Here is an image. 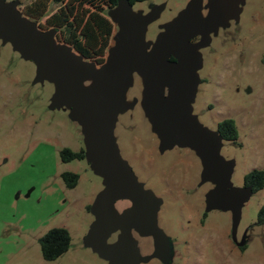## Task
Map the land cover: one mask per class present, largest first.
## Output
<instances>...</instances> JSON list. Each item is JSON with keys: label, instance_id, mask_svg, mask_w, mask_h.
<instances>
[{"label": "rangeland", "instance_id": "1", "mask_svg": "<svg viewBox=\"0 0 264 264\" xmlns=\"http://www.w3.org/2000/svg\"><path fill=\"white\" fill-rule=\"evenodd\" d=\"M7 1L21 10L31 2ZM191 1L149 0L133 6L142 15L160 13L147 27L148 50ZM201 2L204 20L209 0ZM107 15L111 18L110 11ZM114 26L115 35L119 26ZM193 37L199 39L190 42L194 49L189 55L199 58L197 73L205 80L198 86L193 113L215 131L223 119L235 120L239 143L223 141L220 154L234 163L232 187H243L247 173L264 170V0H241L235 18L209 36ZM165 54L172 55L169 50ZM36 75L34 61L0 38V264H110L87 244L95 220L91 206L105 179L88 158L61 160L60 150L80 149L85 135L72 106H52L55 81H36ZM92 82L89 77L84 85ZM145 93L144 78L134 73L114 130L122 157L159 203L161 240L155 245L152 236L132 231L142 246L140 264H264V225L256 224L264 188L243 203L235 222L231 209L208 210L207 196L216 184L205 177L203 161L192 147L161 148L142 105ZM64 171L80 174L75 188L66 186ZM115 206L122 212L132 201L118 199ZM53 227L69 230L71 246L57 260L46 261L39 239ZM117 238L118 232L108 243Z\"/></svg>", "mask_w": 264, "mask_h": 264}, {"label": "water", "instance_id": "2", "mask_svg": "<svg viewBox=\"0 0 264 264\" xmlns=\"http://www.w3.org/2000/svg\"><path fill=\"white\" fill-rule=\"evenodd\" d=\"M240 2L209 0V14L202 20V2L192 0L148 50L147 27L160 13L154 10L142 15L127 0H121L109 10L111 20L119 26L113 36L115 44L109 49L108 61L97 66L67 43H58L56 29L40 28L37 21L17 8L15 1L0 0V38L11 42L24 58L34 61L36 81L47 77L55 81L52 106H72V115L85 135L86 158L93 161L94 169L105 179L104 189L91 206L95 220L87 244L110 264H140L144 259L133 229L141 236H152L155 245L162 238L158 198L138 180L114 136L134 73L144 78L146 93L142 105L161 148L192 147L203 161L205 177L216 184L207 196V209H231L235 222L243 203L253 194L250 186L232 187L234 163L220 154L222 136L193 113L201 64L199 58L189 55L194 49L190 39L198 34L209 36L235 18ZM220 8L225 13H220ZM175 27L179 30L171 35L169 32ZM166 50L177 60L168 62ZM89 77L93 82L86 86L84 81ZM118 199H129L132 206L120 212L115 206ZM118 231L117 240L108 243Z\"/></svg>", "mask_w": 264, "mask_h": 264}, {"label": "trees", "instance_id": "3", "mask_svg": "<svg viewBox=\"0 0 264 264\" xmlns=\"http://www.w3.org/2000/svg\"><path fill=\"white\" fill-rule=\"evenodd\" d=\"M121 0H31L21 10L24 15L37 21L44 30L56 29L58 43H67L84 59L102 66L112 46L114 23L107 12ZM133 6L149 0H127ZM45 18L44 21H42ZM224 141L239 143V130L234 119L225 118L217 125ZM61 160L71 162L86 159L85 144L78 150L64 147L60 150ZM62 179L68 188L78 185L80 174L64 171ZM244 185L253 193L264 188V170L254 168L244 177ZM257 225H264V203L257 215ZM71 234L65 227H53L40 237L42 256L54 261L65 254L71 246Z\"/></svg>", "mask_w": 264, "mask_h": 264}, {"label": "flooded vegetation", "instance_id": "4", "mask_svg": "<svg viewBox=\"0 0 264 264\" xmlns=\"http://www.w3.org/2000/svg\"><path fill=\"white\" fill-rule=\"evenodd\" d=\"M198 35H200V34H198ZM198 39H199V37H192V38L190 39V42L198 41ZM167 60H168V62H169V61H176L177 58H176V56H174V55H169V56H167ZM204 81H205V80L200 76V82H199V85H201ZM197 93H198V91H197ZM206 216H207V213L204 214V218H206ZM132 231L137 232V231L134 230V229H133ZM137 233H138V232H137ZM118 234H119V231H118ZM138 234H139V233H138ZM133 236H134V234H133ZM134 237H135V236H134ZM152 241H154V239H153ZM138 244H139V247H140L141 252H142V246L140 245V241H139V240H138Z\"/></svg>", "mask_w": 264, "mask_h": 264}]
</instances>
